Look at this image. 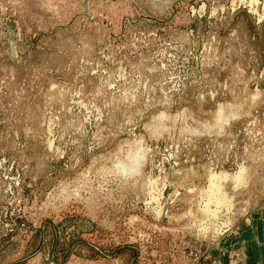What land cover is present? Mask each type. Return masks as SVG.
<instances>
[{"label":"rangeland","instance_id":"obj_1","mask_svg":"<svg viewBox=\"0 0 264 264\" xmlns=\"http://www.w3.org/2000/svg\"><path fill=\"white\" fill-rule=\"evenodd\" d=\"M263 217L264 0H0V264H264Z\"/></svg>","mask_w":264,"mask_h":264},{"label":"crops","instance_id":"obj_2","mask_svg":"<svg viewBox=\"0 0 264 264\" xmlns=\"http://www.w3.org/2000/svg\"><path fill=\"white\" fill-rule=\"evenodd\" d=\"M257 220L251 224V228L241 232L238 238L241 245H252V250H246L252 260L262 261L264 260V217Z\"/></svg>","mask_w":264,"mask_h":264},{"label":"bare ground","instance_id":"obj_3","mask_svg":"<svg viewBox=\"0 0 264 264\" xmlns=\"http://www.w3.org/2000/svg\"><path fill=\"white\" fill-rule=\"evenodd\" d=\"M220 107H221V106H220ZM229 107H230V106H229ZM238 107H239V106H238ZM235 108H236V107H235ZM233 109H234V108H233ZM235 112L237 113V111H235ZM221 113H222V112H221ZM160 114H161V113H160ZM160 114H159V115H160ZM219 114H220V113H219ZM238 114H239V113H238ZM161 115H162V114H161ZM233 115H234V114H233ZM229 116H230V114H229ZM231 116H232V115H231ZM157 117H158V116H157ZM179 118H180V117H179ZM193 118H194V117H193ZM227 118H228V116H227ZM227 118H226V119H227ZM232 118H233V117H232ZM159 119H161V118H159ZM226 119H225V120H226ZM230 119H231V117H230ZM225 120L223 119L224 122H225ZM228 120H229V119H228ZM227 122H229V121H227ZM156 123H157V122H156ZM198 126H199V125H198ZM197 129H199V127H198ZM202 129H203V128H202ZM220 129H221V128H220ZM199 130H200V129H199ZM199 130H197V131H199ZM126 141H127V140H126ZM123 142H125V141H123ZM128 142H130V141H127V144H128ZM131 142H132V141H131ZM125 144H126V143H125ZM125 144H124V145H125ZM127 144H126V146H127ZM130 144H131V143H130ZM130 144H129V145H130ZM133 145H134V144H133ZM119 146H120V145H119ZM121 146H123V145H121ZM135 147H136V146H135ZM141 147H142V146H141ZM128 148H129V146H128ZM122 149H123V148H122ZM139 149H140V148H139ZM117 150H118V149H117ZM126 150H127V149H126ZM129 150L131 151V150H132V147H131ZM129 150H128V151H129ZM121 151H123V150H121ZM132 151H134V150H132ZM134 152H135V151H134ZM116 153H117V152H116ZM116 153H115V154H116ZM132 153H133V152H132ZM132 153H131V154H132ZM136 153H137V150H136ZM142 153H143V152H142ZM126 154H127V153H126ZM133 154H134V153H133ZM133 154H132V155H133ZM138 154H140V153H138ZM134 155H136V154H134ZM134 155H133V156H134ZM119 156H120V155H119ZM127 156H128V154H127ZM127 156H126V157H127ZM140 156H141V155H140ZM113 157L115 158L114 155H113ZM122 157H123V156H122ZM131 157H132V156H131ZM134 157H135V156H134ZM137 157H138V155H137ZM137 157H136V158H137ZM136 158H134V160H135ZM139 158H140V157H139ZM115 159H117V158H115ZM123 159H124V158H123ZM125 159H126V158H125ZM128 159H129V157L127 158V160H128ZM131 160H132V159H131ZM137 160H138V159H137ZM124 161H125V160H124ZM111 162H112V159H111ZM135 162H136V161H135ZM137 162H138V161H137ZM128 163H129V162H128ZM128 163H127V164H128ZM138 163H139V162H138ZM109 164H110V163H109ZM114 164H115V163H114ZM125 164H126V163H125ZM135 164H137V163H135ZM139 164H140V163H139ZM131 165H132V164H131ZM128 166H129V165H128ZM116 167H117V166H116ZM116 167H115V168H116ZM134 167H135V165H134ZM138 167H139V166H138ZM138 167H137V168H138ZM123 168H124V166H123ZM138 169H139V168H138ZM124 170H125V169H124ZM139 170H140V169H139ZM213 176H215V175H213ZM146 177H147V176H146ZM215 177H216V176H215ZM217 177H219V176H217ZM67 194H68V193H67Z\"/></svg>","mask_w":264,"mask_h":264}]
</instances>
